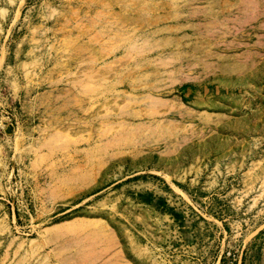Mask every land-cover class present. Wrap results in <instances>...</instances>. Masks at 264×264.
<instances>
[{
	"label": "rangeland",
	"instance_id": "374dc122",
	"mask_svg": "<svg viewBox=\"0 0 264 264\" xmlns=\"http://www.w3.org/2000/svg\"><path fill=\"white\" fill-rule=\"evenodd\" d=\"M0 264H264V0H0Z\"/></svg>",
	"mask_w": 264,
	"mask_h": 264
},
{
	"label": "water",
	"instance_id": "95a60500",
	"mask_svg": "<svg viewBox=\"0 0 264 264\" xmlns=\"http://www.w3.org/2000/svg\"><path fill=\"white\" fill-rule=\"evenodd\" d=\"M9 131H10V128H9Z\"/></svg>",
	"mask_w": 264,
	"mask_h": 264
}]
</instances>
